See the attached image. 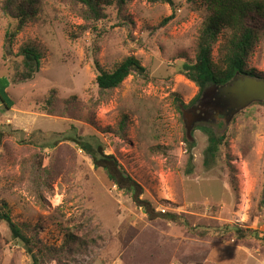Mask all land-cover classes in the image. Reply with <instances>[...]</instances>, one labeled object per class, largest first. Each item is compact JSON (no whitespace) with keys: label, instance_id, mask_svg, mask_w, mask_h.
<instances>
[{"label":"rangeland","instance_id":"obj_1","mask_svg":"<svg viewBox=\"0 0 264 264\" xmlns=\"http://www.w3.org/2000/svg\"><path fill=\"white\" fill-rule=\"evenodd\" d=\"M3 2L0 202L46 245L59 248L70 232L96 242L84 254L47 264H264V245L251 234L264 235V104L251 103L227 123L201 122L225 135L208 169L203 164L206 133L195 124L186 134L182 112L199 99L189 105L198 89L180 67L194 56L203 6L194 8L186 0H174V8L130 0L123 17L105 7L107 17L96 22L94 31L83 30L77 5L38 0L13 41L12 54L5 56L11 19L2 11ZM27 45L40 50L41 67L22 81L17 77L19 50ZM128 56L146 74L132 72L116 88L100 93L94 61L111 71ZM247 65L264 73V32ZM52 89L53 103L45 106ZM74 135L96 136L124 178L142 189L138 200L147 199L152 209L118 188L103 167H94L71 139ZM186 140L194 144L191 173L185 172ZM166 212L185 217L188 224L169 220L162 215ZM0 264H32L4 221Z\"/></svg>","mask_w":264,"mask_h":264},{"label":"trees","instance_id":"obj_2","mask_svg":"<svg viewBox=\"0 0 264 264\" xmlns=\"http://www.w3.org/2000/svg\"><path fill=\"white\" fill-rule=\"evenodd\" d=\"M38 0H4L2 11L11 19L5 31L4 54H12V45L16 35L20 32L27 19L35 11L34 4ZM72 5H77L80 17L86 23L83 30L92 28L96 30V22L107 17L105 7L112 6L116 14L122 15L123 7L130 0H66ZM149 3H166L174 8V0H146ZM192 7L203 6L202 26L199 29L195 53L192 59L183 61L180 73L197 86L196 95L190 100L194 104L200 97L202 91L210 85H221L231 79L235 73L247 74L264 79V73L257 72L247 65L248 58L264 32V2L262 0H186ZM173 13L163 18L155 28L165 25L172 19ZM217 44L216 55L213 57V48ZM21 56V71L17 72V77L22 81L31 79L40 70L42 54L40 50L27 45L19 50ZM96 70L95 83L100 93L116 88L132 72L145 75L146 68L133 56H128L118 63L113 70H104L97 61H94ZM55 90H50L45 98L46 105H52ZM180 101V100H178ZM264 104V102H259ZM183 107L187 104L181 102ZM189 107V106H188ZM45 109H47L45 107ZM120 121L119 125H123ZM199 127L207 135V145L203 151V164L205 168H210L216 160L219 146L225 142L224 134H217L212 129L205 126ZM94 163V167L101 166L106 170L108 178L114 184L133 195L136 202L142 203L145 208H151L147 199L138 200L142 189L129 177L123 175L120 166L111 154L104 153L103 144L96 136L91 139L81 136H71ZM188 151V162L186 173L192 172V147L193 142L186 140ZM127 181L130 183L123 185ZM137 188L140 189L138 192ZM264 202V199L262 200ZM152 209V208H151ZM150 212V211H149ZM169 220L182 221L187 225L188 221L183 216L166 212L162 214ZM0 221H4L11 233V237L22 243L26 252L30 254L32 264H47L51 260L59 262L61 257H68L72 253H86L89 245H95V238L80 236L70 232L64 239L63 245L59 248L46 245L40 240L34 228L29 225L19 224L14 221L9 208L4 200L0 202ZM34 231L33 234H30ZM254 238L264 245V235H259L253 231Z\"/></svg>","mask_w":264,"mask_h":264},{"label":"water","instance_id":"obj_3","mask_svg":"<svg viewBox=\"0 0 264 264\" xmlns=\"http://www.w3.org/2000/svg\"><path fill=\"white\" fill-rule=\"evenodd\" d=\"M254 102H264V79L235 73L231 79L221 85L206 87L197 105L186 109L187 113L182 112L186 134H190L196 121L210 119L215 122L222 119L227 123L232 116ZM209 103L213 105L212 111L206 109ZM262 198L264 199V180Z\"/></svg>","mask_w":264,"mask_h":264},{"label":"flooded vegetation","instance_id":"obj_4","mask_svg":"<svg viewBox=\"0 0 264 264\" xmlns=\"http://www.w3.org/2000/svg\"><path fill=\"white\" fill-rule=\"evenodd\" d=\"M210 86H213V85H210ZM196 105H197V104H195L194 106H196ZM212 107H213V105H212L211 103H209V104L206 106V109H209V110L212 111ZM190 113H192V111H191ZM206 121H211V122H213V121L210 120V119H207ZM201 122H203V121H196V122H194V125H195V124L200 125Z\"/></svg>","mask_w":264,"mask_h":264}]
</instances>
